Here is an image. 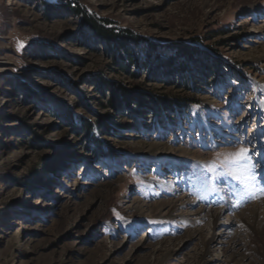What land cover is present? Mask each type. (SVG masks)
<instances>
[{
	"label": "rangeland",
	"instance_id": "1",
	"mask_svg": "<svg viewBox=\"0 0 264 264\" xmlns=\"http://www.w3.org/2000/svg\"><path fill=\"white\" fill-rule=\"evenodd\" d=\"M70 9L162 48L132 46V78ZM175 43L195 90L159 63ZM98 77L194 104L113 112ZM260 204L264 0H0V264H264Z\"/></svg>",
	"mask_w": 264,
	"mask_h": 264
},
{
	"label": "trees",
	"instance_id": "2",
	"mask_svg": "<svg viewBox=\"0 0 264 264\" xmlns=\"http://www.w3.org/2000/svg\"><path fill=\"white\" fill-rule=\"evenodd\" d=\"M46 10L50 11V8H47ZM70 11L74 17L79 19L83 29H89L96 39L106 45L107 51L111 54V58L114 62L115 70L129 74L132 78H136L141 65L142 67H147L149 64H147V61L144 62L146 64L139 63L137 55L135 54L136 50L133 49V47L137 49L138 46L146 45L149 57L152 54H156L157 49L160 48L159 44L138 38L132 34V32L112 27V24L105 19L92 17L85 11L79 9H70ZM164 48L168 51H175L177 53L176 56L180 57L177 58L172 55L167 57L163 63L159 61L161 60L160 56L157 57L160 65L167 68L166 72L172 74L174 72L181 75L189 74V65L196 63V59L202 56L201 49L194 47L191 44L175 43L169 44L167 48ZM181 59L184 60L183 63L178 62ZM133 68L134 71H136L134 73H132ZM211 68H213V66H211ZM184 75L181 86L186 88V90L197 89L199 82H195L194 79H187ZM94 83H96V87L101 93L108 96L105 108L110 109L113 112H120L123 109H127L131 113H135L136 110L139 111L140 109L145 108L154 114H158L161 111L164 112L165 110L173 113L178 112L177 110L183 111L184 108H187L188 105L184 104V102L194 104L193 100L185 99L182 100L184 102L179 103L181 99L174 100L171 97L154 96L140 89L128 90L117 82L109 81L101 77L96 78ZM111 121L109 115H98L94 124L83 123V132L88 135L92 132L93 128L106 131L109 129Z\"/></svg>",
	"mask_w": 264,
	"mask_h": 264
},
{
	"label": "bare ground",
	"instance_id": "3",
	"mask_svg": "<svg viewBox=\"0 0 264 264\" xmlns=\"http://www.w3.org/2000/svg\"><path fill=\"white\" fill-rule=\"evenodd\" d=\"M179 204V203H178ZM184 204V202H183ZM261 206L264 204H260ZM163 206V205H162ZM256 206V205H253ZM177 206L176 205H172L170 210H174L176 209ZM261 209H264L262 207H256V209L254 210V212L260 211ZM172 212V211H171ZM170 213V212H169ZM198 213L209 220V227L215 229L218 226V220L221 218V216L225 213L224 209H217V210H199L198 209ZM170 216V215H169ZM172 216V215H171ZM231 216V215H230ZM230 216L227 215V218H229ZM235 218V217H234ZM232 219V218H231ZM208 222V221H207Z\"/></svg>",
	"mask_w": 264,
	"mask_h": 264
},
{
	"label": "snow or ice",
	"instance_id": "4",
	"mask_svg": "<svg viewBox=\"0 0 264 264\" xmlns=\"http://www.w3.org/2000/svg\"><path fill=\"white\" fill-rule=\"evenodd\" d=\"M20 47H23L22 42H20ZM248 156L244 150H241V152L235 154V159L231 161V163L237 164L247 161Z\"/></svg>",
	"mask_w": 264,
	"mask_h": 264
}]
</instances>
